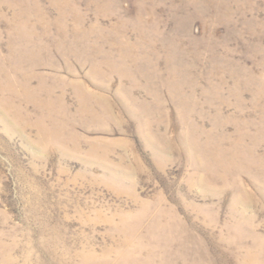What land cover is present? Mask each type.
Listing matches in <instances>:
<instances>
[{
	"label": "rangeland",
	"instance_id": "obj_1",
	"mask_svg": "<svg viewBox=\"0 0 264 264\" xmlns=\"http://www.w3.org/2000/svg\"><path fill=\"white\" fill-rule=\"evenodd\" d=\"M139 262L264 264V0H0V264Z\"/></svg>",
	"mask_w": 264,
	"mask_h": 264
},
{
	"label": "bare ground",
	"instance_id": "obj_2",
	"mask_svg": "<svg viewBox=\"0 0 264 264\" xmlns=\"http://www.w3.org/2000/svg\"><path fill=\"white\" fill-rule=\"evenodd\" d=\"M10 78H11V77H10ZM10 89H14V88H10ZM231 162H232V161H231ZM134 252H135V251H133V252H129V253L132 255V254H134ZM135 253H136V252H135ZM130 254H127V257L131 259L133 256L130 257ZM136 262H137V261H136ZM134 264H140V262H139V263H134ZM141 264H148V262H144V263L142 262Z\"/></svg>",
	"mask_w": 264,
	"mask_h": 264
}]
</instances>
